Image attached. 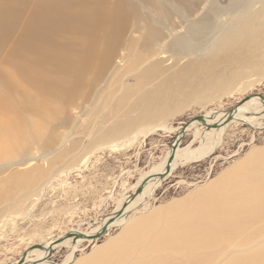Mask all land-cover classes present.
<instances>
[{
    "label": "rangeland",
    "instance_id": "374dc122",
    "mask_svg": "<svg viewBox=\"0 0 264 264\" xmlns=\"http://www.w3.org/2000/svg\"><path fill=\"white\" fill-rule=\"evenodd\" d=\"M213 1L229 3L0 0V264L16 263L25 252L24 257H34L39 249L36 245H45L69 231L84 233L114 217L120 202L140 189L147 173L173 152L192 147L168 178L157 181L153 198L141 196L144 201L111 223L99 239L70 248L54 246L49 258L47 254L40 264H65L71 251L69 262H73L89 254L96 243L103 245L117 238L130 219L139 222L154 216L156 207L162 208L156 223L166 217L167 221L173 217L172 221L176 220L178 216H171L173 212H181L183 204L198 202L206 191L195 197L190 194L205 187L209 178L218 177L252 147L264 148V113L256 109L243 113V118H257L263 123L255 129L244 119L229 122L209 140L197 138L195 128L187 130L175 148V129L143 136L126 149L100 148L102 143L121 141L142 122H161L157 120L161 115L178 128L200 115L225 113L250 95L264 96V77L260 78L264 73V48L255 55L247 54L245 49L238 57L231 52L230 58H212L211 50L205 47L207 38L211 39L222 21L215 22ZM259 2L255 0V6L260 7ZM193 22L213 23V31L208 36L197 34L198 46L180 52L174 45L175 38L186 35ZM155 63L160 66L158 73ZM228 85L233 87L229 94L227 89L226 94L221 91L216 97L210 95ZM237 85L244 89L236 90ZM258 99L252 96L249 100ZM216 120L209 123H218ZM130 127L128 133L119 131ZM198 127L201 132L213 128L203 124ZM27 164L32 166L25 169ZM144 188L137 193H143ZM260 212L250 224L238 225L234 217L218 226L204 224L200 228L204 233L194 236L195 242L183 256L178 252L176 260L160 255L147 264H227L231 260L247 264L254 260L257 237H264V209ZM249 213L247 216L254 217L252 211ZM258 223L262 232L255 233ZM199 238L204 242L197 243ZM162 243L157 249L170 254L169 249H162ZM137 246L142 252L143 248ZM188 253H192L190 259L185 256Z\"/></svg>",
    "mask_w": 264,
    "mask_h": 264
},
{
    "label": "bare ground",
    "instance_id": "6f19581e",
    "mask_svg": "<svg viewBox=\"0 0 264 264\" xmlns=\"http://www.w3.org/2000/svg\"><path fill=\"white\" fill-rule=\"evenodd\" d=\"M259 1H260L259 3L261 4L260 7L255 6V0H254V3H252L253 1H251V0L250 1H248V0H229V3L227 5H221L216 1L212 2L211 7L213 8V11L215 14V22H217L219 19H222L221 24L216 26L215 32H214L213 36L211 37V39L207 38V41L204 44L205 47L207 46L211 50L210 54L212 55L211 56L212 58H217L219 56H225V57L230 58L231 52L233 53V56L235 54V56L238 57V55L242 51L244 52L245 49L248 52L247 54L251 53V55H252L253 53H256V51L259 48H260L259 50H262L264 48V0H259ZM212 25H213V23H211V24H209V23L207 24L204 22H203V24H199L197 22L191 23L190 26L188 27V31H187L186 35L176 36L174 45L178 47L177 49H179V48L181 49V50L179 49L180 52L183 50V51H185V53H186V51H190V50L196 48L198 46V43L195 42L197 34H203L205 36L211 35V33L213 31L211 29ZM216 30H217V32H216ZM171 31H175V28H172ZM185 53L182 54L183 57H184ZM176 54L179 55L177 52H176ZM188 54H189V52L187 53V55ZM193 54H194V52H193ZM253 55H255V54H253ZM179 56H181V55H179ZM234 60H235V58H234ZM229 61H231V60H229ZM206 63H207V61H206ZM154 66H156V68L158 67V69H155L153 67L155 70H157L155 72L158 73V70H160V66L158 65V63H155ZM154 69L152 71H154ZM262 69H264V68H262ZM152 71L149 73H152ZM154 75H156V73ZM154 75L151 74V77H153ZM263 77H264V73L261 74L260 78H263ZM230 80L228 79V81H230ZM213 82H214V80H213ZM230 82H232V81H230ZM251 82L255 83V81L253 82L252 80H251ZM227 84H229V82ZM248 84L249 83H247V85ZM231 86H229V85L225 86V87L222 86L218 92H215V93L213 92L210 95L211 96L214 95L216 97V95H218V93L221 91L222 92H224V90L227 91V89H229V88L231 90H233L232 89L233 87H231ZM230 89L226 93L229 94L231 92ZM237 89L240 91V90L244 89V86L243 87L238 86L236 88V90ZM151 91H153V90H151ZM226 93L224 92L223 94H226ZM155 95H156V92H155ZM220 97L221 96H219V98ZM255 97H257V96H255ZM258 98H260V97H258ZM155 99H156V97H155ZM199 99H200V97H199ZM213 99H215V98H213ZM213 99H211V100H213ZM201 100H203L202 96H201ZM196 101H199V100H196ZM261 103H263V105H264V102L261 100V98L258 100H249L248 99V101H245L244 104H241L238 107V109L234 112L233 119L230 122L246 119V118H243V117H245V114L243 115V113H245V112L246 113L247 112L252 113L251 109H256V111L263 114L264 113V107L259 106V104H261ZM155 107H156V105H155ZM181 107H183V106H181ZM180 108H178V109H180ZM224 112L225 113H220V114L217 113V114H213V115H209V116H204V115L203 116L205 117V120L208 123L217 119L216 122L221 124L223 121L226 120V118L228 116L227 111H224ZM239 113H242V115L238 116ZM167 118H165V117H163V115H161L160 119L159 118L157 119L159 121L161 120V122H158L157 120H156L157 122H153V123L149 121L150 123H148V124L147 123L143 124V122H142V124L139 125V128H137L136 130H134L135 132H131L130 134L128 133V131H129V129H131V127L128 128V130L125 128L122 130H119L123 134L128 133L122 139H119L121 141L102 143L101 144V146L103 145L102 147H100V146H97V147L98 148L99 147L104 148V146H105L106 148L109 147V149H112L115 151L117 149H121V148L126 149V147L131 146L132 144L135 143L136 140H138L141 137L143 138V136L146 137L147 135L155 133L158 130L172 131L174 129L176 130L175 132H177V135H176L173 143L176 145L177 140L179 139V137L183 133V132H181L182 126H180L178 128H174L172 125L167 123V121H166ZM148 120L149 119H147V121ZM150 120L152 121L151 118H150ZM246 120H249L253 124L252 126H255V127L257 124L262 125L264 123V122L259 123L257 118H254V119L253 118H247ZM147 121H145V122H147ZM132 123H133V121H132ZM201 124H203L201 121H193L188 126L186 131L195 128V136L197 138L199 136H203L209 140L210 138L212 139L213 137L218 135L220 130L222 128L224 129V127L226 125V124L225 125L221 124L219 126V124H217L213 128L211 127L212 128L211 130L208 129L209 130L208 132L205 130H203L201 132L198 130V128H199L198 126ZM210 124L213 125L212 123H210ZM215 127H217V129H215ZM216 130H219V131L217 132ZM191 150H192V147L187 146L186 148L175 152L174 153V159L170 164V169H172L176 164L179 163V161H181L179 159L187 156ZM168 159L169 158H167L164 161L160 162L159 164L155 165L147 173L145 181L142 183L140 189L137 190V192L142 191L144 188L143 186H145L143 193L137 194V196L135 197L136 199L134 198V201H133V199L129 200L132 197L131 196L127 200L125 199L126 201L123 200L122 202H120L119 206L117 207V210H115V213H118V212H122V213H119L118 215H114V217H109L107 220H103L100 224H98V226L94 227L93 229L88 230V231H84V234L93 235V234L101 231V229L105 225L107 227H109L111 225V223H113L115 220L127 215L129 210H131V209L133 210L134 208H136V206L140 202L144 201V200L140 199L141 196L147 195L146 197H149L148 200L153 198L152 193L154 191V188L157 185V181L159 179H161L160 177L154 176V175L156 173L165 171V169L168 165ZM86 160H89L88 155L86 157ZM31 166H32V164H27L25 166V169H28ZM161 182H162V179H161ZM206 183L207 184L205 187L204 186L200 187L198 190H196L190 194V196L195 197L196 193L206 191V193H204L200 197L198 202L191 201V203L194 202L191 204L189 202L190 200H188L187 202H189V204H183L184 205V208L182 209L183 214L181 213L182 210L180 212L179 210L176 209L177 211H179V212H177V214H175L173 212L174 215H171V216H178V218L176 220L174 219V221H172L174 218L173 217L171 220H168L169 221L168 222L166 220L167 215L166 216L164 215L166 217V219L158 220L156 223L155 218L158 216V214H160L159 212L162 209L160 207L159 208L156 207V208H154V211H153L154 216L152 215L150 217H148V216L145 218L143 217L142 221H139V222H137L139 219L137 221H136V219H130L129 221L127 220L128 222H126L123 225L122 231L118 235L117 238H113L110 241L108 240L109 242H105V244H103V245H99L96 243L92 247V250L89 254H87L85 256L82 255L80 257H77L76 260L73 262H69V260H71V257H72V251H71V253L68 256V257L71 256L69 258V260H68V258H66V260H64L65 264H90V263L93 264V263H97V262H99L100 264L104 262L106 264L108 260L110 261L109 262L110 264H113V262H114V264H121V263H124V264H147L148 261L150 262V259H152V258L155 259V257L158 259L157 256L160 257V255L162 257H165V258L167 256H169V257L172 256V258H176V260H177V258H178L176 256L177 253L181 252V256H183V253L185 252V250L188 249L189 246L191 247L192 242H195L194 236L199 232L200 233L203 232L200 228L204 224H210V225L218 226V223L228 222L229 220H231V217H234L233 221H236L238 225L246 223V222H248L250 224L252 222V221L250 222V219L260 217L259 212L262 209H264V204H263V202H264V148L261 149L258 147H252L250 150H248L245 153V155L243 157L236 159L233 164L228 166V168L225 171H223L218 177L217 176H216V178L211 177V178H209V180ZM221 188H223V190H221V193H223V198H221V196L219 195V190ZM35 190L37 191V188ZM223 200L226 202H223ZM260 201H261V203H260ZM227 203H229L230 207H231V209L229 211H226L227 209H229V206ZM144 205L147 206L148 202ZM174 206H176V205L174 204ZM177 207H178V205H177ZM172 209H174V208H172ZM148 210H149V208H148ZM215 210H218V211L223 212V213H221V215L219 212H218L219 214H216V212H214ZM251 211L254 213V217H250V215L247 216L246 213H249ZM17 212H19V211H17ZM171 213H172V211H171ZM262 214H263V211H262ZM168 218H170L169 212H168ZM162 219H163V217H162ZM133 220H135L136 223ZM164 221H167L168 223L166 222L167 224H165ZM148 222H149V224H148ZM146 224H148V225H146ZM261 224H262V222L260 223V225ZM260 225L258 223V226H257L255 233L262 232V230L259 229V228H262V227H260ZM214 228L216 229V227H214ZM225 228L226 227H224V229ZM207 230H210V229H207ZM212 230H213V228H212ZM69 232L73 233V231H69ZM263 235H261V236H263ZM64 236H65V234L63 236H60V238L64 237ZM79 238L81 240L77 241L76 239H79ZM202 238H199L197 243L204 242L202 240ZM257 238L259 239V242L257 241L258 245L256 244V246L254 248L256 250L254 252H252V254L254 255V260L247 262V264H264V237H257ZM57 239H59V237L56 238L55 240L48 241V243L45 245L42 244L44 246V248L36 247L39 249L37 250L34 257H31V258L30 257H24V256H26V252H25V255L22 257V260L19 259L16 263H13V264H25V263L26 264H40L41 262H44L45 257L49 252L47 250V248L51 244L55 243ZM76 239L73 236H72V239H69L67 237V239L65 238L62 242L55 244L54 246H56L57 248H59L61 246H68L70 248V247H75L77 244L79 245L81 242H83L85 240H88V241L95 240V239L87 238L86 236H79ZM235 239H237V238H235ZM167 241H170V243L171 242L172 243L169 244ZM161 242H163L162 243L163 244L162 249H164V250L169 249L168 251L170 252V254L169 253L164 254V252L159 251L160 249L159 250L157 249L159 247V245L161 244ZM242 242H244V241H242ZM237 244L238 243H236V247H237ZM137 245H139L143 248L142 252L140 251V249L138 248ZM231 246L229 247V245H228L229 250H230ZM250 246H252V244ZM250 246L247 245L246 248L250 250V248H249ZM176 248H178L179 250L176 251ZM237 248H239V247H237ZM237 248H235V250ZM246 248H244V249H246ZM106 250H109L110 253L108 252V254H107ZM229 250H227V251H229ZM224 251H226V250H224ZM224 251L221 255L224 254ZM232 251L234 252V249H232ZM242 251H243V249H242ZM229 252L231 254V251H229ZM234 255H235V253H234ZM124 256L127 259L131 258L132 261H126L124 259ZM185 256H186V258L190 259V256H192V253L185 254ZM221 257L224 260V257L223 256H221ZM221 257L219 259L222 260ZM225 257H226V255H225ZM239 257L241 258V256H239ZM152 261L155 262L154 260H152ZM219 263L221 264V261H219ZM163 264H164V262H163ZM188 264H191V263H188ZM227 264H238V263L231 260Z\"/></svg>",
    "mask_w": 264,
    "mask_h": 264
},
{
    "label": "water",
    "instance_id": "95a60500",
    "mask_svg": "<svg viewBox=\"0 0 264 264\" xmlns=\"http://www.w3.org/2000/svg\"><path fill=\"white\" fill-rule=\"evenodd\" d=\"M251 96H257V97H260L261 100L264 102V96H263L262 94H260V93L253 94V95H250V96L244 98V99H243L241 102H239L234 108H232V109H230V110L227 111L228 116H227L226 120L223 121L221 124H223V125L228 124V123L233 119V114H234V112L238 109V107H239L241 104H243L245 101H247L248 99H250ZM193 121H201V122L203 123V125H205V127H207V128H211V127H214V126H216L217 124H219V123H214L213 125H211L210 123H208V122L205 120V117H204L203 115H200V116H197V117L193 118L192 120L186 122L184 125H182L181 132H183V133H182L183 135L185 134L186 129L188 128V126H189ZM221 124H219V126H220ZM250 126H251L253 129H255V126H252V125H250ZM172 145H173V148H175V144L173 143ZM173 159H174V152L172 153V155H171V156L169 157V159H168V165H167L165 171H164V172L156 173L154 176H158V177H160L162 180H165L166 178H168L169 175H170V171H171V169H170V164H171V162L173 161ZM137 194H138L137 191H135V193L132 195V197L130 198V200L134 199V198L137 196ZM119 213H122V212H118V213H116V215H118ZM106 230H107V226L105 225V226L101 229V231H99L98 233H95V234H93V235H87V234H84V233H75V232L72 233V232H68V233L65 234L64 237H61V238L57 239L55 243L51 244V245L47 248V250L49 251V253H48V258H49V256L51 255L52 250L54 249V245H55V244H58V243H60V242H62V241H63L65 238H67V237H72V236H73V237L76 239V238L79 237V236H86L87 238H91V239H99V238H101V237L106 233ZM74 233H75V234H74ZM35 247L44 248V246H43L42 244H38V245H36ZM24 255H25V254H24ZM24 255H23V256H24ZM23 256H22V257H23ZM22 257H21V260H22Z\"/></svg>",
    "mask_w": 264,
    "mask_h": 264
},
{
    "label": "crops",
    "instance_id": "0c3cea01",
    "mask_svg": "<svg viewBox=\"0 0 264 264\" xmlns=\"http://www.w3.org/2000/svg\"><path fill=\"white\" fill-rule=\"evenodd\" d=\"M26 264V263H25Z\"/></svg>",
    "mask_w": 264,
    "mask_h": 264
}]
</instances>
